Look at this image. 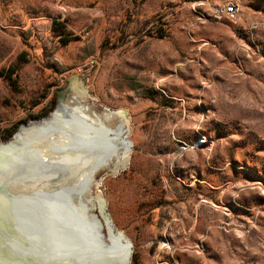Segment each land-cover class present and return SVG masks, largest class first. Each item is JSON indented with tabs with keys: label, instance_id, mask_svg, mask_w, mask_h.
I'll return each mask as SVG.
<instances>
[{
	"label": "rangeland",
	"instance_id": "obj_1",
	"mask_svg": "<svg viewBox=\"0 0 264 264\" xmlns=\"http://www.w3.org/2000/svg\"><path fill=\"white\" fill-rule=\"evenodd\" d=\"M77 93L113 121L81 211L114 264H264V0H0V145Z\"/></svg>",
	"mask_w": 264,
	"mask_h": 264
},
{
	"label": "bare ground",
	"instance_id": "obj_2",
	"mask_svg": "<svg viewBox=\"0 0 264 264\" xmlns=\"http://www.w3.org/2000/svg\"><path fill=\"white\" fill-rule=\"evenodd\" d=\"M78 80L81 81L73 78L69 84ZM78 96L77 93L64 98L51 113L53 119L50 117L52 120L46 126L34 128L26 136L33 126L28 125L21 143L9 140L6 145H0V250L4 251L0 252V264H8L5 259L11 264H114L119 260L114 250L100 248L104 246L87 226L81 211L86 210L84 203L88 201L85 198L89 192L85 193L84 187L92 170L112 151L106 131L113 121L107 116L98 118L79 113L71 104L61 106L64 101ZM21 136L19 133L18 137ZM59 183L61 189L68 188L63 193L66 201L72 202L78 197L83 204L78 207L72 202L70 209L63 212L66 223L69 222L65 225L55 212L62 198L56 197L52 186ZM44 206L48 208L47 213ZM44 215L54 218L63 227L64 240L58 231L52 234L60 241L51 238V232L50 237L44 238ZM51 243L55 247L50 246ZM7 244L13 247L9 249L13 252L4 249Z\"/></svg>",
	"mask_w": 264,
	"mask_h": 264
},
{
	"label": "water",
	"instance_id": "obj_3",
	"mask_svg": "<svg viewBox=\"0 0 264 264\" xmlns=\"http://www.w3.org/2000/svg\"><path fill=\"white\" fill-rule=\"evenodd\" d=\"M67 87V86H66ZM65 87V88H66ZM64 88V89H65ZM64 89H62V90H60L59 91V93H58V95H57V101L59 100V97H60V94H61V92L64 90ZM16 131V130H15ZM15 133V132H14ZM13 133V134H14ZM12 134V135H13ZM3 140H6V139H0V141H3ZM97 183V181L95 180L94 181V184H96ZM74 185V184H73ZM52 187H54V189H56V192H57V194H56V197L57 198H59V199H61L62 198V203H59L58 204V208L57 209H55V212H56V215L59 217V218H62L63 219V225H65V224H68V223H66L67 221H65V215H64V211L66 212L67 210H69L70 209V207H71V203L72 202H74L73 204H76V205H78V207L79 206H83V204H81L82 203V199H80V198H76V199H72L71 201L72 202H69V201H66L65 200V198H63L64 196H63V193L65 192V190L66 189H68L67 187L65 188H60V186H52ZM70 190H75L74 188H70ZM93 190H96V189H93ZM75 198V197H74ZM65 201V202H64ZM85 204V206L86 207H90V205H92V204H94L93 202H90V200L89 201H87V202H85L84 203ZM46 212V211H45ZM47 213V212H46ZM85 213V212H84ZM27 214V213H26ZM25 214V215H26ZM44 226H45V229H46V231H48V232H53V233H57V232H55V231H58L59 233V236L61 237V239H63L64 240V235H62V233H64L65 234V232H63L62 230H61V228H63V227H60V225H59V223H57L55 220H53V218L52 217H50L49 215H47V216H45L44 215ZM63 236V237H62ZM68 237H70L71 235L70 234H68L67 235Z\"/></svg>",
	"mask_w": 264,
	"mask_h": 264
},
{
	"label": "trees",
	"instance_id": "obj_4",
	"mask_svg": "<svg viewBox=\"0 0 264 264\" xmlns=\"http://www.w3.org/2000/svg\"><path fill=\"white\" fill-rule=\"evenodd\" d=\"M12 74H13L12 71L8 72V74H7V78H8L10 81H14V79H13V77H12ZM57 107H58V105H57ZM53 116H54V115H53ZM53 116H52V117H53ZM44 117H45V116H44ZM44 117H43V118H40V119H37L38 121H36V122H40V121H42L43 119H45L44 121H46V120H50V119L52 118L51 116H50L51 118L49 117L50 119H49L48 117H45V118H44ZM46 118H47V119H46ZM44 121H42V122H40V123H37V124H34V125H37V126L34 127V128H37V127H38L37 129H41V128H43L45 125H44V126H41V125L44 123ZM36 122H34V123H36ZM34 125H33V126H34ZM37 129H35V130H37ZM10 134H11V133H7L6 135H3V137H4V138H5V137H8ZM30 134H31V133H30ZM109 144H110V146H111L110 141H109ZM111 149H112V146H111ZM106 154H108V153H106ZM106 154H105V155H106ZM111 154H112V155L109 154V155H110L109 158H108V157H105V158L103 157L104 159L102 158V160L105 161L104 164L100 165V164L103 162V161L101 160L102 162H100L99 164H97V165L94 167V169H95V168H96V169H95V170H94V169L92 170V172H91V175H92V173H93L92 177L95 176V174H96L97 171H99L100 169H102L101 167H103L107 162L110 161L111 156H113L115 153H114V154L111 153ZM105 155H104V156H105ZM109 155H108V156H109ZM99 165H100V166H99ZM97 166H99V167L97 168ZM99 168H100V169H99ZM103 168H104V167H103ZM98 169H99V170H98ZM93 171H94V172H93ZM91 175H90V176H91ZM83 217H84V220L88 223V221L86 220V218H85V216H84V213H83ZM88 224H89V223H88Z\"/></svg>",
	"mask_w": 264,
	"mask_h": 264
},
{
	"label": "built area",
	"instance_id": "obj_5",
	"mask_svg": "<svg viewBox=\"0 0 264 264\" xmlns=\"http://www.w3.org/2000/svg\"><path fill=\"white\" fill-rule=\"evenodd\" d=\"M238 7L234 3H229L223 10V14L227 18H234L235 13L237 12Z\"/></svg>",
	"mask_w": 264,
	"mask_h": 264
},
{
	"label": "flooded vegetation",
	"instance_id": "obj_6",
	"mask_svg": "<svg viewBox=\"0 0 264 264\" xmlns=\"http://www.w3.org/2000/svg\"><path fill=\"white\" fill-rule=\"evenodd\" d=\"M75 86H70L69 88H68V90H71V89H73Z\"/></svg>",
	"mask_w": 264,
	"mask_h": 264
}]
</instances>
